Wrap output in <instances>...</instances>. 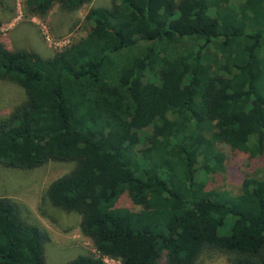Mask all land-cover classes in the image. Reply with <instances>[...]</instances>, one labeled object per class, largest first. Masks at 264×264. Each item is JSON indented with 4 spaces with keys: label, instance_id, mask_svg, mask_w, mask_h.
<instances>
[{
    "label": "trees",
    "instance_id": "16d2710c",
    "mask_svg": "<svg viewBox=\"0 0 264 264\" xmlns=\"http://www.w3.org/2000/svg\"><path fill=\"white\" fill-rule=\"evenodd\" d=\"M89 1L23 0L22 10L43 18ZM85 17L86 35L50 57L0 36V79L25 94L0 117V164L73 162L45 194L79 214L95 253L63 264L163 254L194 264L205 248L234 253L227 264H264V176L235 195L197 177L220 167L218 144L264 150V0H112ZM123 193L137 209L116 205ZM47 240L0 196V264H45Z\"/></svg>",
    "mask_w": 264,
    "mask_h": 264
},
{
    "label": "rangeland",
    "instance_id": "374dc122",
    "mask_svg": "<svg viewBox=\"0 0 264 264\" xmlns=\"http://www.w3.org/2000/svg\"><path fill=\"white\" fill-rule=\"evenodd\" d=\"M22 1L5 0L4 4L7 5L0 6L1 39L9 49L29 50L41 57H50L70 42L84 37L91 27L85 17L87 10L90 7L108 6L112 2L90 0L82 7L71 10L54 4L43 18H38L25 14ZM24 99L23 89L17 83L0 79V117L7 115ZM216 148L220 152V156H217L220 167L208 165L197 173L206 187L235 195L245 177L264 176V150L251 156L221 144ZM72 167V161H47L29 169L0 164V196L18 202L24 217L46 231L48 240L44 244L45 264H63L79 254L95 253L91 240L80 231L79 214L51 204L45 194L48 184ZM116 205L137 209L126 193L118 198ZM228 224L229 218L219 231L226 233ZM234 256L231 252L205 248L198 254L194 264H227ZM103 259L109 264L117 263L112 258ZM157 264H166L164 254Z\"/></svg>",
    "mask_w": 264,
    "mask_h": 264
}]
</instances>
